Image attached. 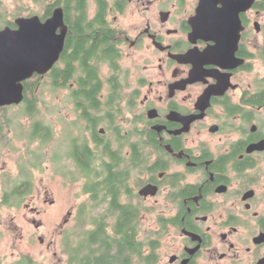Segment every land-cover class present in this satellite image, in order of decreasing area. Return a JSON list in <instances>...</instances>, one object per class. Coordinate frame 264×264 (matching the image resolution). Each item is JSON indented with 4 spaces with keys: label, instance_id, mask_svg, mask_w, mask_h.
Here are the masks:
<instances>
[{
    "label": "flooded vegetation",
    "instance_id": "1",
    "mask_svg": "<svg viewBox=\"0 0 264 264\" xmlns=\"http://www.w3.org/2000/svg\"><path fill=\"white\" fill-rule=\"evenodd\" d=\"M63 3L38 17L60 8L67 27L53 69L55 140L70 154L53 162L28 150L54 140L32 121L16 174L0 169V264H31L24 250L7 262L30 243L23 223L36 233L46 206L63 209L30 182L45 158L57 186L77 182L85 198L57 217L60 229L85 217V239L100 234L127 264H264V0L236 17L238 0H73L69 21ZM51 71L25 80L23 101L0 113L33 117L26 88L35 96ZM9 126L0 120V148Z\"/></svg>",
    "mask_w": 264,
    "mask_h": 264
},
{
    "label": "rangeland",
    "instance_id": "2",
    "mask_svg": "<svg viewBox=\"0 0 264 264\" xmlns=\"http://www.w3.org/2000/svg\"><path fill=\"white\" fill-rule=\"evenodd\" d=\"M53 1L54 0H0V28H2L6 22H12L19 17H29L30 15L41 17L45 6ZM34 97L38 106L33 117L23 116V107L6 109L0 113V120L2 123L8 125L10 123L8 127L10 132L5 135L7 136V143L4 144V147L0 148V151H2L0 169L3 168V171L7 172L9 176H14L16 174L13 161L18 155L20 157L21 153H23L24 149L22 147V142L27 140L29 135V124L32 123V121H40L43 125L50 127L54 140L47 145L45 144L42 149H39L37 142H33V144L28 145V150L32 146L36 151L40 150L39 153H46L47 150H50L48 158L53 162L56 156L60 155L63 157L70 154L66 139L61 141V139L58 138V140L56 138L55 140L56 133L59 130L58 127L60 126V123L58 124V114L56 113L58 97L56 96L55 89L51 86L49 77H46L44 84L37 88ZM55 141L57 142L54 143ZM63 152H65V154ZM9 156H11V158L6 159ZM3 160L6 161L5 165L1 163ZM37 162L38 160L36 159L35 163L37 164ZM45 164L48 166L46 158ZM47 166L44 167L43 172L34 174L35 180L33 176L29 175L30 182L32 185L36 182L38 189H41V191L45 188L48 195H50L47 196V199L51 198L56 200V206L63 209L59 210V208L55 206H46L43 227L36 233H33L35 230L32 226L23 223L24 231L29 230L26 241L29 240L30 243H23L18 250H13L14 256L8 255L7 257V262L9 263L15 261L18 255L17 253L20 250H24V253L29 256L31 264H69V254L67 252L78 247V245L85 240V229L87 224V219L85 217H75L76 219H71L66 226L61 229L60 226L62 225V221L58 222L57 218L64 212H69L72 207H75L74 204L80 206L85 202L84 196L81 195L79 191L80 186H78L77 182L67 181L65 183H60L58 187L56 181H54V166L52 164L51 167ZM39 182H41L40 185ZM29 218H31L30 215ZM58 228L59 230H57ZM38 237L43 238V244L38 242ZM16 238L12 240L11 244H15V241H17ZM31 239L35 240L33 241Z\"/></svg>",
    "mask_w": 264,
    "mask_h": 264
},
{
    "label": "water",
    "instance_id": "3",
    "mask_svg": "<svg viewBox=\"0 0 264 264\" xmlns=\"http://www.w3.org/2000/svg\"><path fill=\"white\" fill-rule=\"evenodd\" d=\"M252 2L238 0L237 5L230 4L229 14L238 16ZM14 24L16 29L0 30V108L21 103L23 82L34 74L44 76L53 69L63 51L67 32L60 8L45 21L34 15L19 17Z\"/></svg>",
    "mask_w": 264,
    "mask_h": 264
},
{
    "label": "trees",
    "instance_id": "4",
    "mask_svg": "<svg viewBox=\"0 0 264 264\" xmlns=\"http://www.w3.org/2000/svg\"><path fill=\"white\" fill-rule=\"evenodd\" d=\"M72 1L73 0H64V3H63V7H64V10L66 12L65 17L68 21H69V18L71 17L70 13H71V9H72V7H71ZM53 7H54V5H52V6L48 5L46 7V11H47L46 15L50 14V11ZM5 25L12 26L13 24H12V22L8 21L5 23ZM77 32H79V34L83 35V33L81 31H77ZM79 34H78V36H79ZM74 38L70 42L74 43V41H75ZM82 38L84 39L85 36ZM56 74H57V70L55 68L49 74V79H50L51 86L53 89L56 87V77H57ZM62 75H63L62 80L68 79L69 78V70H67L66 72H63ZM33 89H34V85H32V84L27 86V88H26V93L27 92L30 93V94H28L29 96H27L28 99L26 100V102L28 103L27 113L29 115L34 114V107H33V104H34L33 97L34 96L32 95ZM82 162H84V161H82ZM91 240H92L93 245L89 244V242ZM72 250H74V251L71 252ZM72 250L70 251L71 256H72L70 261L71 262H77L78 264H127L128 263V261H127V263L125 262L126 260H125V258H122V256H120L118 254L113 255L105 249L100 234H92L91 236H89V238L86 237V239L83 240V242L81 244H79L78 247H76Z\"/></svg>",
    "mask_w": 264,
    "mask_h": 264
}]
</instances>
